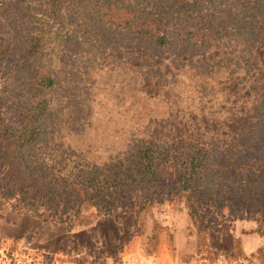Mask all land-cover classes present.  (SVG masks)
<instances>
[{"label":"trees","instance_id":"16d2710c","mask_svg":"<svg viewBox=\"0 0 264 264\" xmlns=\"http://www.w3.org/2000/svg\"><path fill=\"white\" fill-rule=\"evenodd\" d=\"M62 35L90 46L117 38L153 54L201 55L225 43L264 48V0H0V68L12 100L0 123V199L17 212L76 226L130 211L137 194L135 214L182 204L202 233L206 215L225 210L232 220H257L264 236V74L252 130L236 155L136 137L120 157L100 163L64 147L47 119L57 83L52 46ZM255 255L264 264V247Z\"/></svg>","mask_w":264,"mask_h":264},{"label":"rangeland","instance_id":"374dc122","mask_svg":"<svg viewBox=\"0 0 264 264\" xmlns=\"http://www.w3.org/2000/svg\"><path fill=\"white\" fill-rule=\"evenodd\" d=\"M62 37L52 46L57 83L48 94L47 119L64 147L90 160L120 157L136 137L236 155L243 134L252 130L264 48L225 43L201 55L153 54L119 46L117 38L90 46ZM5 73L0 68V123L12 104ZM133 202L125 213L71 226L17 212L0 199V264H261L255 252L264 236L256 233L257 220H232L224 210L207 214V228L197 233L182 204L135 214L137 194Z\"/></svg>","mask_w":264,"mask_h":264}]
</instances>
